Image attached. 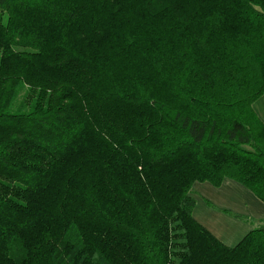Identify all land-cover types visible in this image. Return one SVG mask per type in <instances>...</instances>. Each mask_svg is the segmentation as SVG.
<instances>
[{
    "label": "trees",
    "instance_id": "obj_1",
    "mask_svg": "<svg viewBox=\"0 0 264 264\" xmlns=\"http://www.w3.org/2000/svg\"><path fill=\"white\" fill-rule=\"evenodd\" d=\"M262 96L264 0H0V264H264L190 196L264 204Z\"/></svg>",
    "mask_w": 264,
    "mask_h": 264
},
{
    "label": "rangeland",
    "instance_id": "obj_2",
    "mask_svg": "<svg viewBox=\"0 0 264 264\" xmlns=\"http://www.w3.org/2000/svg\"><path fill=\"white\" fill-rule=\"evenodd\" d=\"M190 196L195 202L193 218L225 246L235 247L250 231L264 226V204L235 182L226 180L219 188L195 183Z\"/></svg>",
    "mask_w": 264,
    "mask_h": 264
},
{
    "label": "crops",
    "instance_id": "obj_3",
    "mask_svg": "<svg viewBox=\"0 0 264 264\" xmlns=\"http://www.w3.org/2000/svg\"><path fill=\"white\" fill-rule=\"evenodd\" d=\"M252 108L259 120L264 123V96L261 98L259 97V99L253 104Z\"/></svg>",
    "mask_w": 264,
    "mask_h": 264
}]
</instances>
